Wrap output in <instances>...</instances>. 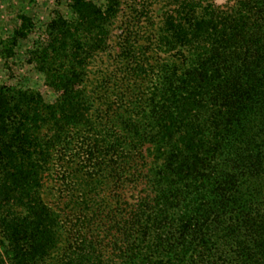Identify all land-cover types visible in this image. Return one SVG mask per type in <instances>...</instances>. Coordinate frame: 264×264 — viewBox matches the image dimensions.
Listing matches in <instances>:
<instances>
[{"label": "trees", "instance_id": "obj_1", "mask_svg": "<svg viewBox=\"0 0 264 264\" xmlns=\"http://www.w3.org/2000/svg\"><path fill=\"white\" fill-rule=\"evenodd\" d=\"M104 5L28 52L52 99L0 85V264H264V0H174L154 34L139 12L97 80Z\"/></svg>", "mask_w": 264, "mask_h": 264}, {"label": "rangeland", "instance_id": "obj_2", "mask_svg": "<svg viewBox=\"0 0 264 264\" xmlns=\"http://www.w3.org/2000/svg\"><path fill=\"white\" fill-rule=\"evenodd\" d=\"M94 2L98 6H103L105 14L117 13L116 20L113 21V35L110 40L111 47L103 53L98 60L90 66L89 74L91 79H109L116 69V59L120 53V38L123 36L125 24L128 19L135 17L139 12L147 13L156 23V27L151 31L156 32V28L161 26L163 15L175 6H171L174 0H115L116 5L113 10L109 8L108 0H86ZM228 0H220L226 2ZM217 2V0H216ZM75 0H0V49H3L5 42H9L15 32L23 27V16L32 18V25L28 27V38L20 41L19 54L5 58L0 52V85L38 87L48 100L52 99L53 92L45 86V75L40 74L28 63L26 57L34 43L40 36H46L49 23L58 16L72 19L75 16ZM144 9V10H143ZM139 10V11H138ZM92 12V10H89ZM147 26V22L143 21ZM45 38V37H44ZM50 39V36H49ZM50 190L44 198L50 204L55 202V197ZM3 234L0 231V240ZM57 255V252L53 254Z\"/></svg>", "mask_w": 264, "mask_h": 264}]
</instances>
